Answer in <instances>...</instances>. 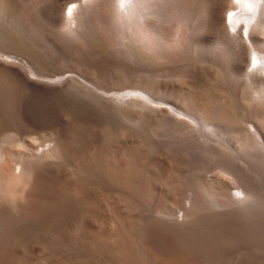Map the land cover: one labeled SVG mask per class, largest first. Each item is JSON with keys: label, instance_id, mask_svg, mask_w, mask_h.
Segmentation results:
<instances>
[{"label": "rangeland", "instance_id": "rangeland-1", "mask_svg": "<svg viewBox=\"0 0 264 264\" xmlns=\"http://www.w3.org/2000/svg\"><path fill=\"white\" fill-rule=\"evenodd\" d=\"M8 1L0 12V51L36 70L41 82L51 83H35L24 66L0 61V153L5 149L12 152L4 154L15 170L27 160L38 161L31 196L0 190V264H174L159 259L175 256L183 259L175 264H264V153L259 152L253 137L248 139L249 120L257 121L264 130V80L260 79L264 73L256 71L259 79L252 77L251 86L244 90L241 77L237 78L241 74L233 72L232 64L229 70L219 65L224 57L220 47L218 57L213 55L220 41L213 29L196 39L208 34L200 46L193 43L183 49L174 42L180 34L174 31L168 35V40L161 42L172 52L168 59L148 52L136 40L125 39L123 43L125 37L114 18L102 19L101 23L93 17L88 24L94 30L88 31V37L93 38L82 40L85 46L80 40L63 41L67 30L64 25H53L46 34L31 35L17 18L21 12L26 15L33 4L46 19L52 0ZM96 26L98 30L93 29ZM109 32L120 33L122 40ZM257 32L264 38V28L259 26ZM153 35L158 41V34ZM109 36L117 39L114 42ZM108 39L117 44L111 43L114 49ZM118 44L125 46L119 49ZM115 50L129 51L130 59L125 51L121 55ZM206 51L208 59L204 60L206 54L201 53ZM123 55L126 60H121ZM201 56L204 59H199ZM212 56L217 62L209 59ZM225 74L235 76L242 89H235ZM61 78L69 79L59 84ZM137 85L159 88L156 92L161 94L162 103L155 105L158 110L154 107L156 111L161 109L158 114L141 104L121 109L112 98L114 93L132 91ZM184 99L196 100L197 105L212 112L204 123L217 122L219 136L208 130L203 133L220 143L224 138L233 140L235 149L229 147L228 152L239 159L242 169L249 166L256 176V198L245 209L213 212L202 184L207 172L195 170L196 181L189 180L186 155L177 152L182 159L174 158L172 153L176 151L160 146L162 141L166 145L176 138L178 131L177 137L188 135L177 123L164 121L170 109L189 108L190 103L187 105ZM104 103L110 107H103ZM5 134L13 143L4 138ZM168 136L171 138L162 140ZM58 142L63 144L59 150ZM48 148L52 151L43 153ZM256 148L257 155L252 152ZM206 153L213 164L217 155L210 150ZM193 191H198L194 199ZM107 199L117 201L118 207H106L103 201ZM158 212H176L179 218L172 222L174 226L182 220L180 216L186 215V226L200 235V243L167 230ZM143 216L152 218L147 223Z\"/></svg>", "mask_w": 264, "mask_h": 264}, {"label": "bare ground", "instance_id": "bare-ground-1", "mask_svg": "<svg viewBox=\"0 0 264 264\" xmlns=\"http://www.w3.org/2000/svg\"><path fill=\"white\" fill-rule=\"evenodd\" d=\"M8 2H9L8 0H0V12L5 10L4 6H8L9 5ZM26 3H25V5H26ZM21 4H23V3L21 2ZM34 4L36 5L37 3L35 2ZM27 5H29V3ZM24 6H22V7H24ZM37 6H39V5L37 4ZM27 7H29V6H27ZM14 8H16V7L14 6ZM35 8H36V6H35ZM35 8H34V5L31 4V9H29V11L26 12V15H22V12H21L20 13L21 16H19V18H17L18 19L17 22H19L20 26H22L23 29L26 30V32L31 33V35L35 36V35H40V34H46L50 31L51 26L59 25V28H61L60 26L64 25L67 28V30H66V32H63V37L61 38L63 41H65L66 43H72L76 40H80L79 42H82V40H84V39L87 40V38L89 39L91 37V36L88 37V35H89L88 31L92 30V29H90V25L88 27V24L90 23V21L93 17L100 19L101 23H102V21H101L102 19L106 20V19L114 18L113 20H115L117 27L119 28L121 33H123L121 36L125 37L124 41H122L123 43L126 42L125 39H128L127 42H130L131 40H136V41H138V43H141L142 46L145 49H147L148 52L150 51L154 55L159 56L161 58H168L169 54L172 53V52L169 53L168 52L169 50H165V44L166 43H161V42L164 40H168V35L175 34L174 31L176 33L180 34L179 38L174 36L175 38H177V40H174V42H176V43L178 42L177 45L181 46L183 49L184 47L189 46L193 43L195 44V46L197 44L200 46L201 45L200 42L202 41V39H204L205 35L208 36V34H205L202 39L200 38V40H196V39H198L199 36H202L205 32H207V30L213 29V30L217 31V34L219 33L218 37L220 35V41L218 44L219 46H218V48L216 46V48H214L215 50L213 49V51L215 52L213 55L216 56V53H219L222 50L224 57H222L223 58L222 62L220 60L221 59L220 57L222 55L219 57L220 58L219 62H221L219 65L220 66L222 65L221 67L226 65L228 68L226 66L225 67L229 70V65L232 64L230 68L233 67L235 69L233 72L235 73V71H236L238 74H241L240 76H237V78L239 79V77H241L240 79L242 80L241 84H242L243 89L244 88L249 89V86H251V83H252V77L259 79L260 76H257L255 74V73H257L256 71H261L264 73V38L260 37L258 35V32H257V29L259 26L261 28H264V0H52L51 5H50L49 14H47L48 17L46 19L41 17L38 14L39 11H41V9H39L38 11H35ZM45 10H47V9H45ZM14 11H16V9ZM6 14H8V13L6 12ZM45 14H46V12H45ZM107 21H109V20H107ZM97 24H98V22H97ZM113 24H115V23H113ZM104 26H105V24H104ZM96 27H97V29H96ZM96 27L95 28L93 27V29L98 30V26H96ZM99 28H101V27H99ZM106 28L107 27L105 26V30L109 29V28H107V29ZM108 31L111 32V30H108ZM92 32H94V30H92ZM103 33H104V30H103ZM211 33H209V34H211ZM113 34L119 36L120 33L118 34V32L117 33L113 32ZM113 34H111V36H114ZM153 34H158V41L155 40L157 38H153V36H154ZM103 35L105 38V35L107 36V33L103 34ZM111 36H109V38H111ZM121 36H119V39ZM91 38H93V37H91ZM107 38H108V36H107ZM107 38H105V39H107ZM114 38L117 39V37H113V39L111 38L112 41H114ZM94 40H96V39H94ZM101 40H102V38H101ZM108 40L110 43V39H108ZM120 40H122V38ZM195 40H196V42H195ZM112 41H111V43L113 44ZM197 41H199V42H197ZM83 42H84V46H85V41H83ZM106 42H108V41H106ZM111 43H110V46H111V48H113L114 46H112ZM210 43H212V42H210ZM161 44H163L164 47H162L163 45L161 46ZM113 45H117V44H113ZM121 46L118 44L117 48L118 47H119V49L123 48L125 46V44H123V47H121ZM181 47H180V49H181ZM219 47L221 50L219 49ZM117 48L115 46V49H117ZM216 49H218V51H216ZM121 50H123V49H121ZM121 50H117L118 53L119 54L122 53L125 55V53H124L125 50L123 52ZM179 50H177V51H179ZM198 50H201V49H198ZM117 51L115 50L116 53H117ZM119 51H121V52H119ZM174 51H176V49ZM210 51H211V49L209 50V52ZM126 53L128 54L129 51ZM175 53L177 54V52H175ZM207 53H208L207 51H206V53L204 52V54L201 53L202 56H204L205 54L207 56L205 55V57H206L205 59L202 56L199 59H201V60H202V58L204 60L208 59ZM119 54L117 56H119ZM198 54H199V51H198ZM124 55H123V58L121 57L122 58L121 60H126L129 56V54H128L127 58L125 59L126 56H124ZM209 56H211V55H209ZM215 56H212L209 59L211 60V58H213ZM189 57H191V56H189ZM195 57H197V55ZM198 57H200V56H198ZM217 57L218 56H216V58ZM170 58H168V59H170ZM216 58H213L215 62H217L215 60ZM128 59H130V58H128ZM131 59H132V61L136 62V60L134 58H132V56H131ZM223 60L225 63L223 62ZM0 61L1 62L3 61V63L5 62L9 66H14V67H19L20 65L24 66L25 69H27L29 74L31 75V76H29V78L31 79V81H33L35 83H37V82L38 83H47V84L51 83V82H44V81L41 82V80L39 79V77H41V76L35 72L36 70L34 71L32 69V67H30L25 62L21 61V59L15 57V56H10V55L7 56L4 53L2 54V52L0 51ZM189 61H191V59ZM228 61L231 63L229 64ZM193 64H195V63H193ZM221 67H219V68H221ZM249 69H253V72H250ZM231 71H232V69H231ZM227 72H224V73H227ZM226 75L227 74H225L224 76H226ZM224 76H223V78H224ZM226 77H227L228 81L234 86L235 89L240 88V84H239L238 80L235 79V76H226ZM68 79L69 78H61V79H59L58 83L64 84L68 81ZM260 79L264 80V76H261ZM138 85H137V87H138ZM148 85L147 86H141L138 88L136 86H135V88L131 87L133 90L132 89H131L132 91L128 90V92L124 91L125 93H114L112 95V98L115 99V101L120 104V108L124 109V110L128 109L129 107H131L133 105L138 106L141 104V105L145 106L146 108H151V109H154V111H156L159 108L155 107V105L158 106L159 102L162 103L161 99L159 98L161 94H159V96L157 95L159 92L157 93L156 91H158L157 89H159V88L150 87ZM242 88H240V89H242ZM93 93H94V91H93ZM109 95H111V94H108V96ZM188 97L189 96H187V99H188ZM190 97H189V99H190ZM259 98H260V96H259ZM163 99H165V98H163ZM193 99H195V98H193ZM193 99L190 101L187 100V102H184V101H186L185 99L182 100L187 105L190 103L188 109H183L184 107H182V109L178 110L179 107L175 103L174 105L176 107H178V108H176L177 110L174 109V110H172L173 112H171L170 111L171 109H170L169 112H167L166 120H164L166 122L168 119V121H172L174 123H177L178 125H180L179 126L180 128H184V130L186 129L188 135L186 137H180L181 135H178L179 137H177V134H179V131L177 130L178 132L175 135L176 138H174V139L171 138L172 137L171 135H173L172 134L173 132H172V133H170L171 137L168 136L166 139H162V140H167V139L171 138L172 141H170L166 145H163L164 142L161 140L162 142L159 141V144L161 142V144L163 143L162 145H160L161 147L165 146L166 149L168 147L169 150L172 149V150L176 151L175 154L171 152L172 155L174 156V158H177L179 156V155L176 156V154H179L177 152H181V153H184V155H186V156H184L182 154L184 157H187L186 158L187 159V165L186 166L188 168L186 171V176L189 177V180L191 178L195 177V176H193V172L195 170H199V171L203 170L202 173L204 171L207 172V175L205 176V179H204L202 184L204 187L205 194L208 197V199L211 203V206L214 208L213 212L219 210L218 212L221 213V211H222V214H223V212L229 213V211H234L236 209H245L248 206V204L250 202H252V200L254 198H256L255 197V194H256L255 192H256V187H257V183L255 181L256 176H254V175L252 176L253 173L251 172L249 166H248V169L246 167V170L242 169L243 167L241 166V164L239 165L238 161H237L239 159L235 158L234 155H231L229 153L230 152V150H228L229 147L235 149L233 140H229L227 138H224L223 139L225 142V144H224L223 141H222L223 143H220L221 141L218 142L217 138H215L216 139L215 140V139L209 137L207 134L203 133V130L204 131L208 130L210 132V134H216L219 136V133L221 130L220 125L217 122L204 123V119L207 117H211L212 112L210 110H208V108L204 105H197L195 103L196 100L194 101ZM167 102H169V101H167ZM180 102H181V100H180ZM183 102H182V104L184 105ZM133 103H135V104H133ZM171 103L173 104V102H171ZM182 104L180 106H183ZM187 105H185L186 106L185 108H187ZM102 106L105 108L110 107L106 103L102 104ZM161 106H160V108H161ZM154 107L156 108V110ZM164 108H163V110H164ZM169 108H171V107L169 106ZM159 111H161V109ZM159 111H156L155 113H157ZM153 115H155V114H153ZM252 118H254V117H252ZM154 119H155V116H154ZM164 119H165V117H164ZM187 119H189V120H187ZM169 123L170 122H168V124ZM248 123H249L248 139L250 137L251 138L253 137L254 140L256 141L257 145H258L257 147L259 148V149L256 148V150H253L252 152L255 153V151H256L255 154L257 155L258 154L257 149H258V150H260L259 152H261V154H262V152L264 153V130L262 129V127L260 126V124L257 121L249 120ZM173 126L174 125L172 124V126H171L172 130H173ZM180 128L177 127V129H180ZM12 130H13V128H12ZM18 134L19 133H17V135ZM13 135H16V134H13ZM7 136H9V135H7ZM182 136H184V135H182ZM5 137H6V134H5L4 138ZM15 137H17V136H15ZM15 137H13L11 139L14 140ZM4 138H2V139H4ZM6 140H9V143L10 142L13 143L12 140L10 141V138L7 139V137H6ZM4 142H5V144L7 143L5 141V139H4ZM9 143H7V144L9 145ZM157 143H158V141H157ZM159 144L157 146H159ZM11 145H13V144H11ZM57 145H56L57 146L56 149L59 150V149H61L63 144L61 145L58 142ZM11 147H13V146H11ZM11 147H10V149L9 148L8 149L9 150L12 149V151H13V148H11ZM165 147H163V148L165 149ZM163 148L162 149L160 148V149L163 151ZM168 149H167V151H168ZM208 150L214 152L217 155V156L214 155L215 157H213L214 158L213 164H211L209 162L210 155H208L206 153V151H208ZM51 151H52V148H48L47 151H44L43 153H46V152L49 153ZM4 152H6V154H8V155L12 154V152L10 153L6 149H5V151H3V153H0V190L4 191L5 193H8V194H16V195L20 194V195H23V197L24 196H26V197L31 196L32 191L35 192V190H33V189H34V186L36 185V183H35L36 176H37L36 175V163L38 161L37 160L35 161L32 159L27 160L23 163H20L15 170L14 165L11 163V160L8 158L9 156L8 155L6 156V154H4ZM7 152H9L10 154ZM231 152H233V151H231ZM168 155H170V154H168ZM248 156H250V155H248ZM179 159H182V158L180 157ZM180 161H182V160H180ZM240 162H242V161H240ZM178 163H179V161H178ZM245 164L247 165V163H245ZM261 164H262V162H261ZM243 165H244V163H243ZM178 168H179V166H178ZM179 170L180 169H178V171ZM259 176H260V174H259ZM191 180L194 181L195 179L193 178ZM190 184H191V186H193V182ZM85 192H86V190H85ZM196 192L198 194V191H196ZM196 192L193 191L192 199L195 198ZM261 192H263V189H262V191L260 190V194H261ZM258 197L259 196H257V198ZM103 203L105 206L107 204L111 205V206L112 205L117 206V204H118L117 201L112 202L109 199H107V201H103ZM115 203H117V204H115ZM108 205L106 207H109ZM156 214H158L157 216H161L162 219L165 221L163 224L167 230L177 231L176 233L179 236H181L182 239L183 238H188V239L193 238L194 240H192V241H194L197 244L200 243V241H201L200 235L195 231H190L188 229V227L186 226V223H185L186 215L180 216V218H182V220L178 221L177 226H174L175 224H172V222L176 221L179 218V216L177 215L176 212H172V213L171 212L170 213H164L163 212L162 214H161V212H158ZM216 214H217V212H216ZM236 214L238 216V213L235 212L234 217L236 216ZM143 217H144L143 220L147 223L152 218L151 216H143ZM166 232H168V231H166ZM166 232H165V235H166ZM190 235H191V237H190ZM166 236H168V235H166ZM164 238H166V237H164ZM183 243L186 245L185 241ZM185 245H183V246H185ZM189 257H191V254L189 255ZM160 260H161V262L163 261L164 263H174L175 264V263L182 262L183 259H181V257L178 258L175 256V257H171V258L159 259V261ZM148 261H150V260H148ZM147 264H148V262H147ZM158 264H160V263H158ZM196 264H204V263L199 261Z\"/></svg>", "mask_w": 264, "mask_h": 264}]
</instances>
